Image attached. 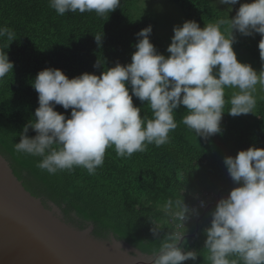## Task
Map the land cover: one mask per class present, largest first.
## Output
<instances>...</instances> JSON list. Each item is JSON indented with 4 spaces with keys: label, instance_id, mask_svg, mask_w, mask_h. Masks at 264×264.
<instances>
[{
    "label": "clouds",
    "instance_id": "obj_1",
    "mask_svg": "<svg viewBox=\"0 0 264 264\" xmlns=\"http://www.w3.org/2000/svg\"><path fill=\"white\" fill-rule=\"evenodd\" d=\"M238 2L216 0L228 5V12ZM48 4L60 16L95 12L108 19L121 7V0H48ZM151 32L149 25L136 34L138 41L130 63L117 62L100 75L85 72L69 78L59 68L39 71L31 82L39 106L34 119L23 127L16 151L40 157L37 167L49 174L79 167L95 175L109 148H114L118 157L128 158L147 151L149 145L168 144L169 133L178 127L175 114L181 106L186 108L181 122L204 139L222 132L226 104L233 117L254 113V93L258 85L264 89V0H245L234 17L217 19L203 28L195 20L174 26L167 56L150 41ZM234 32L260 34L259 72L237 59ZM94 36L101 45L104 33ZM16 38L13 29L0 26V39L6 40L7 49ZM104 63L98 59L93 67ZM13 68L7 51L0 48V81L13 73ZM226 89L237 91L226 100ZM133 96L149 106L151 118L141 116ZM56 105L71 109L70 117L58 112ZM29 128L35 136L27 135ZM223 162L235 186L215 200L210 212V225L204 229L207 260L209 264H264V148L250 146L235 156H226ZM204 204L201 201L200 206ZM160 210L183 226L193 215H199L184 202L183 195L182 199L169 198ZM149 219L153 236L161 241L153 264L197 259L198 252L184 245L183 227L177 231L176 226V231L160 239L164 226L152 216Z\"/></svg>",
    "mask_w": 264,
    "mask_h": 264
},
{
    "label": "trees",
    "instance_id": "obj_2",
    "mask_svg": "<svg viewBox=\"0 0 264 264\" xmlns=\"http://www.w3.org/2000/svg\"><path fill=\"white\" fill-rule=\"evenodd\" d=\"M141 1L121 0V7L107 19L95 12H68L60 16L49 7L48 0H0V26L10 27L17 35L8 49L6 40L0 39V48L7 51L14 63L13 73L0 81V153L10 162L26 190L44 203L51 201L58 205L66 220L81 227L90 221L97 237L106 239L113 232L117 239L154 256L161 241L150 230V216L164 226L160 239L176 231L180 222L165 217L160 210L169 198L182 199L183 195L190 208L197 207L198 197L204 193L217 195L216 201L219 200L235 186L224 158L250 146L264 148V97L257 101L254 113L249 116L229 115L230 105L226 104L222 132L208 139L197 137L181 122L186 114L185 106H181L175 114L178 127L169 133L168 144L149 145L147 151L128 158L118 157L114 148H109L95 175L79 167L49 174L37 167L40 157L15 149L23 127L34 119L39 106L38 93L31 83L39 71L59 68L73 78L85 72L100 75L117 62L130 63L138 41L136 34L149 25L150 41L159 53L170 55L156 37V16L145 11ZM170 1L181 8L185 21L195 20L201 27L236 14L232 10L234 5L228 12V5L217 3L216 7L210 0ZM240 4H236L237 8ZM102 32V44L98 46L94 35ZM234 35L233 45L244 48L261 62L257 48L241 38L239 32ZM98 59L105 63L93 67ZM230 96L226 93V100ZM133 103L141 107V116L147 114L151 118L147 104L143 105L135 96ZM56 110L66 117L71 115V109L65 110L60 105H56ZM27 135L33 137L36 132L29 128ZM215 206L216 203L198 209L199 215H193L183 226L184 245L197 251L198 256L195 261L190 259L182 264H209L207 250L203 248L204 229L210 225V212Z\"/></svg>",
    "mask_w": 264,
    "mask_h": 264
},
{
    "label": "water",
    "instance_id": "obj_3",
    "mask_svg": "<svg viewBox=\"0 0 264 264\" xmlns=\"http://www.w3.org/2000/svg\"><path fill=\"white\" fill-rule=\"evenodd\" d=\"M195 233L193 234V236ZM113 232L109 238L66 220L62 209L32 195L0 153V264H153Z\"/></svg>",
    "mask_w": 264,
    "mask_h": 264
},
{
    "label": "rangeland",
    "instance_id": "obj_4",
    "mask_svg": "<svg viewBox=\"0 0 264 264\" xmlns=\"http://www.w3.org/2000/svg\"><path fill=\"white\" fill-rule=\"evenodd\" d=\"M210 1L214 6L217 7V3L215 0ZM239 3H244V0H239ZM140 6L144 8L145 11L151 12L152 15L156 16V37L159 38L160 42H162L166 47H168V45L171 43V38L174 35V26L182 25L185 22L181 8L177 4L172 3L170 0H142ZM234 7L235 8H232V10L237 11V6L234 5ZM240 37L251 42L252 46H255V48H257V50L259 51L258 43L261 39L260 34L257 33L254 36L242 35ZM233 49L236 52L237 59L240 62L251 64V66L257 72L261 70V62L253 58L247 50H245L244 48L237 47L235 45H233ZM234 91L237 90L226 89V93H229L230 95H232ZM254 95L256 97V100L259 101L264 97V89H261L258 85ZM249 114L250 113L242 115L249 116Z\"/></svg>",
    "mask_w": 264,
    "mask_h": 264
},
{
    "label": "built area",
    "instance_id": "obj_5",
    "mask_svg": "<svg viewBox=\"0 0 264 264\" xmlns=\"http://www.w3.org/2000/svg\"><path fill=\"white\" fill-rule=\"evenodd\" d=\"M215 200H216V195L204 193L200 197H198L197 207L195 209L198 210V209L206 208L208 205L214 204ZM201 201L205 202L203 207L200 206L201 205ZM182 227H183V225H181L180 223L177 224V231H180V229Z\"/></svg>",
    "mask_w": 264,
    "mask_h": 264
},
{
    "label": "flooded vegetation",
    "instance_id": "obj_6",
    "mask_svg": "<svg viewBox=\"0 0 264 264\" xmlns=\"http://www.w3.org/2000/svg\"><path fill=\"white\" fill-rule=\"evenodd\" d=\"M85 223V222H84ZM91 222L90 221H86V225L90 224ZM92 224V223H91ZM78 225V224H77ZM80 226V225H78Z\"/></svg>",
    "mask_w": 264,
    "mask_h": 264
}]
</instances>
